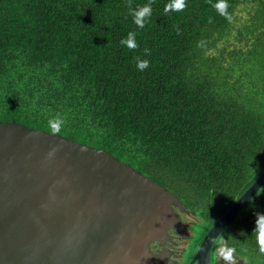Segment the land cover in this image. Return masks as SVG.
Segmentation results:
<instances>
[{"label":"trees","instance_id":"obj_1","mask_svg":"<svg viewBox=\"0 0 264 264\" xmlns=\"http://www.w3.org/2000/svg\"><path fill=\"white\" fill-rule=\"evenodd\" d=\"M216 2L165 12L170 0H0V121L50 132L61 118L59 135L179 196L203 236L264 170V0H227L231 21ZM149 3L141 29L131 10ZM129 32L136 49L121 44ZM257 213L264 184L217 247L264 264Z\"/></svg>","mask_w":264,"mask_h":264},{"label":"water","instance_id":"obj_2","mask_svg":"<svg viewBox=\"0 0 264 264\" xmlns=\"http://www.w3.org/2000/svg\"><path fill=\"white\" fill-rule=\"evenodd\" d=\"M263 184L264 170L189 264H210L214 242ZM172 204L186 210L108 150L0 121V264H175L150 245L181 223Z\"/></svg>","mask_w":264,"mask_h":264},{"label":"clouds","instance_id":"obj_3","mask_svg":"<svg viewBox=\"0 0 264 264\" xmlns=\"http://www.w3.org/2000/svg\"><path fill=\"white\" fill-rule=\"evenodd\" d=\"M213 7L216 9V11L221 16H224L225 19H227L228 21H231L233 19L231 14H229V12H228L229 5L227 3V0H217V2L213 5ZM185 8H186V0H170V3L167 4L165 7V12H170V11L180 12V11H183ZM131 14L134 17V23L139 28H141V29L144 28L146 20L148 18H150L152 15L151 3L144 5V6H139L137 9L131 10ZM121 44L126 45L129 49H136L138 47V44L136 43L135 33L129 32L127 38L121 40ZM200 46H203V44L201 43ZM149 64H150V62L148 60H138L137 68L140 71H144L149 67ZM48 124H49V128H50V134L52 136H57L58 133L62 129L64 121L61 118L56 117V118L50 119L48 121ZM232 219L230 221H232ZM255 224H256V226L253 230L251 238L254 237L259 253L264 254V214L257 213V219L255 221ZM215 251L217 252L218 256L224 261V264H238L237 255H236L237 249L235 247L230 246L229 244H227L225 242H221L220 246L217 249H215ZM239 259H241V258H239ZM242 259H244V258H242Z\"/></svg>","mask_w":264,"mask_h":264},{"label":"flooded vegetation","instance_id":"obj_4","mask_svg":"<svg viewBox=\"0 0 264 264\" xmlns=\"http://www.w3.org/2000/svg\"><path fill=\"white\" fill-rule=\"evenodd\" d=\"M172 206L180 215L181 223L174 227H170L166 234L162 235L161 238L151 242V249L155 253L163 252V254L169 257V260L175 264H189L193 259L204 235L209 229L202 237H200L202 234L201 230L198 229V232L195 233L192 229V225L197 228L196 223L199 221L195 211L187 206L186 210L181 209L176 204H172ZM217 241L218 239L214 242L212 248L210 264L215 263L214 257H217V264H224V261L215 251V249L218 248ZM239 258L242 257L237 256V259ZM194 264L197 263L195 262Z\"/></svg>","mask_w":264,"mask_h":264},{"label":"rangeland","instance_id":"obj_5","mask_svg":"<svg viewBox=\"0 0 264 264\" xmlns=\"http://www.w3.org/2000/svg\"><path fill=\"white\" fill-rule=\"evenodd\" d=\"M210 227H211V226H210ZM210 227H209V228H210ZM192 229H193V232H194V231H195V233L198 232V229L195 228V227H193V225H192ZM199 236H200V234H199ZM200 237H202V236H200ZM216 261H217V257H214V262H215L214 264H217ZM212 263H213V262H212Z\"/></svg>","mask_w":264,"mask_h":264}]
</instances>
